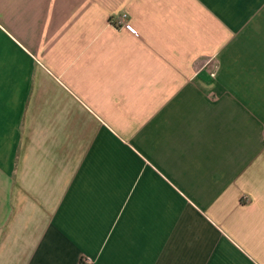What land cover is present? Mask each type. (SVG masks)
<instances>
[{
    "label": "crops",
    "instance_id": "crops-1",
    "mask_svg": "<svg viewBox=\"0 0 264 264\" xmlns=\"http://www.w3.org/2000/svg\"><path fill=\"white\" fill-rule=\"evenodd\" d=\"M84 258L264 264V0H0V264Z\"/></svg>",
    "mask_w": 264,
    "mask_h": 264
},
{
    "label": "built area",
    "instance_id": "built-area-1",
    "mask_svg": "<svg viewBox=\"0 0 264 264\" xmlns=\"http://www.w3.org/2000/svg\"><path fill=\"white\" fill-rule=\"evenodd\" d=\"M127 18H128V15L126 14V13H124L123 15H122V18H121V20L119 21V24L121 25V26H125L126 24H127ZM87 263H89V258H87V259H83V264H87Z\"/></svg>",
    "mask_w": 264,
    "mask_h": 264
}]
</instances>
